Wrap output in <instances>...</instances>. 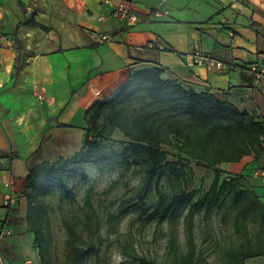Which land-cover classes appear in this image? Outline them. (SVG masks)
Returning a JSON list of instances; mask_svg holds the SVG:
<instances>
[{
  "label": "crops",
  "instance_id": "obj_1",
  "mask_svg": "<svg viewBox=\"0 0 264 264\" xmlns=\"http://www.w3.org/2000/svg\"><path fill=\"white\" fill-rule=\"evenodd\" d=\"M121 3L134 20L113 15ZM194 50L226 69L189 63ZM153 66L163 79L215 93L264 125V76L255 78L264 69V0H0V227L22 228L12 216L32 166L81 148L84 110ZM219 167L264 202V181L253 176L264 168V150ZM0 249V264H13L2 242ZM26 261L41 264L35 254ZM243 264H264V255Z\"/></svg>",
  "mask_w": 264,
  "mask_h": 264
},
{
  "label": "trees",
  "instance_id": "obj_2",
  "mask_svg": "<svg viewBox=\"0 0 264 264\" xmlns=\"http://www.w3.org/2000/svg\"><path fill=\"white\" fill-rule=\"evenodd\" d=\"M23 23L38 24L34 19ZM161 73V67L153 66L131 74L112 96L84 110L85 138L78 151L29 169L23 193L28 198L29 231L39 247L46 219L43 196L57 192L62 198L73 197L71 181L85 179L89 168L101 172L133 168L139 174L120 215L136 211L147 222H174L184 211L186 221L199 212L209 218L214 212L233 211L236 227L249 214L264 224V202L259 195L241 176L223 175L219 167L250 153L261 154L262 121L215 93L197 92L163 79ZM115 129L124 137L119 149L105 144ZM174 143L179 155L169 159L163 145ZM188 159L212 171L207 190L190 187L193 170ZM162 177L166 179L163 186L159 184ZM258 255L264 251L239 248L228 253L229 264H243L245 258ZM143 263L159 264L155 260Z\"/></svg>",
  "mask_w": 264,
  "mask_h": 264
},
{
  "label": "rangeland",
  "instance_id": "obj_3",
  "mask_svg": "<svg viewBox=\"0 0 264 264\" xmlns=\"http://www.w3.org/2000/svg\"><path fill=\"white\" fill-rule=\"evenodd\" d=\"M122 141V133L115 129L105 144L119 149ZM163 148L169 159L179 155L176 143ZM187 163L193 170L190 187L207 190L212 171L193 159ZM138 180L133 168L121 172L89 168L85 179L71 181L73 197L45 194L40 247L29 231L28 198L23 193L17 214L12 216L22 228H10L0 245L13 264L29 263L26 259L33 254L41 264H144V260L183 264L189 258L185 264H229L228 253L239 248L264 251V224L257 215L249 214L238 227L233 211L214 212L209 218L199 212L187 221L184 211L174 222H147L136 211L120 215ZM159 184L166 185V179L162 177Z\"/></svg>",
  "mask_w": 264,
  "mask_h": 264
},
{
  "label": "built area",
  "instance_id": "obj_4",
  "mask_svg": "<svg viewBox=\"0 0 264 264\" xmlns=\"http://www.w3.org/2000/svg\"><path fill=\"white\" fill-rule=\"evenodd\" d=\"M129 8L126 6V4L121 3L119 4L114 10L113 15L114 16H120V17H128L129 19L134 20V17L129 14ZM107 36L102 35L101 39H106ZM159 49H165V47L161 44L158 45ZM187 60L189 63L193 64H204L208 70L210 71H223L226 69L225 64H223L221 61L207 55L206 53L200 51V50H194L186 55ZM264 76V69H261L259 73L256 74V80H259ZM253 176L261 179L264 181V168L256 169L253 172ZM9 203V197H4L3 199V206L8 205ZM3 220L0 218V224ZM11 231L10 228L7 227H0V238L3 237L4 234L9 233Z\"/></svg>",
  "mask_w": 264,
  "mask_h": 264
}]
</instances>
